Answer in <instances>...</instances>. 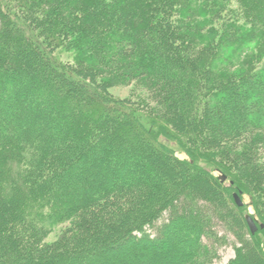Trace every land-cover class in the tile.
Returning <instances> with one entry per match:
<instances>
[{
	"label": "trees",
	"instance_id": "1",
	"mask_svg": "<svg viewBox=\"0 0 264 264\" xmlns=\"http://www.w3.org/2000/svg\"><path fill=\"white\" fill-rule=\"evenodd\" d=\"M263 32L264 0H0V264H219L216 221L264 264Z\"/></svg>",
	"mask_w": 264,
	"mask_h": 264
},
{
	"label": "rangeland",
	"instance_id": "2",
	"mask_svg": "<svg viewBox=\"0 0 264 264\" xmlns=\"http://www.w3.org/2000/svg\"><path fill=\"white\" fill-rule=\"evenodd\" d=\"M231 8L236 9V3H234L232 1L231 4ZM222 21H224L222 18L217 19L214 23L215 28H217L219 30V32H221V28H222ZM208 28L205 29V31H201V34H204L205 39H209L211 38V36H214V32L213 30L208 31ZM200 40V39H199ZM263 42L264 43V32L261 34L259 33L257 38L250 40V47L249 50H246L243 52V56L244 57H249L250 55H256L257 56L261 53H263L264 51V44L261 45ZM263 50V51H262ZM243 63H246V58H244V61H241ZM253 62H255L253 60ZM110 92L120 98V99H125L127 101H130L132 103H134L136 106H138L141 110H143V112H157L158 111V106L157 103L154 102V100L152 98H150L149 96V92H148V88L147 85L144 82H132V83H116L114 85H112L109 88ZM146 112V113H147ZM253 136H243L239 139H236L233 141V143H230L231 146H233L235 148L234 151L236 152H240V154L244 153L246 150L245 149H249V143L246 144V141H248ZM164 142L168 143L169 145L174 146L173 143H170L169 141H167L166 139H163ZM263 155H261V158L263 157L264 160V151L262 153ZM176 155L181 158V159H185L187 158V155L179 150L176 151ZM262 160V161H263ZM242 200L244 202V204H247L248 207V213H251L252 215L256 213L254 206L251 204V196L248 194L242 195ZM71 227V224H64L62 226H58V228H56L55 230H53L52 232L49 233L46 241L49 243H54L55 241H57L59 239V237L62 235V233L67 229ZM219 234L227 235L228 238V243H226L225 245H219L218 246V253H219V258L218 260H216V263L219 264H226L231 258H233L235 256V245L237 244V240L235 238V236L232 233H228L225 229V227L223 226V224L221 222H215V227H214ZM206 243H209L210 245L212 244V241L208 238H204ZM218 245V244H217Z\"/></svg>",
	"mask_w": 264,
	"mask_h": 264
},
{
	"label": "water",
	"instance_id": "3",
	"mask_svg": "<svg viewBox=\"0 0 264 264\" xmlns=\"http://www.w3.org/2000/svg\"><path fill=\"white\" fill-rule=\"evenodd\" d=\"M219 178L222 181L226 180V176L223 175V174H220ZM234 198H235V202L237 203V205L242 206L244 204V202H243V200H242V198H241L239 193L235 192L234 193ZM245 218H246V221H247V224H248V227H249L250 231L252 233H255L258 230V228H259L255 218L251 215V213H247L245 215Z\"/></svg>",
	"mask_w": 264,
	"mask_h": 264
}]
</instances>
